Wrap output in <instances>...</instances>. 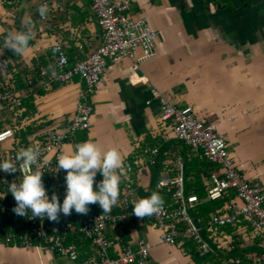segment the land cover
<instances>
[{
  "label": "crops",
  "instance_id": "0c3cea01",
  "mask_svg": "<svg viewBox=\"0 0 264 264\" xmlns=\"http://www.w3.org/2000/svg\"><path fill=\"white\" fill-rule=\"evenodd\" d=\"M42 1L19 0L14 16L11 7L0 9V36L22 30L23 21L29 18L33 22L30 47L17 61L21 67H51V47L56 42L65 46L71 63L101 44L102 29L89 0H49L51 9L46 18L36 12ZM128 2L129 13L144 16L156 31V55L141 61L137 70L130 58L109 63L94 96L91 127L85 137L77 135L75 141L66 142L65 152L92 140L105 150L116 147L125 160L146 136H158L177 142L178 146L167 151L176 150L174 158H184L182 150L187 146L175 139L169 124L160 119L158 99L153 95V89H158L177 106H191L201 120L216 119L238 169L264 190V0ZM1 45L6 50L4 42ZM82 86L76 77L51 90L30 94L36 106L32 118L50 121L47 125H66ZM6 114L1 110L0 119ZM168 168L165 165L162 177ZM137 175L142 183H149L150 170ZM237 232L243 246L256 244L264 250L263 236L243 228ZM129 234L131 242L144 238L151 244V259L156 264H195L181 243L160 242L158 230L150 224L139 221ZM76 242L81 255L95 254L82 238ZM0 264L78 262L49 248L0 244Z\"/></svg>",
  "mask_w": 264,
  "mask_h": 264
},
{
  "label": "built area",
  "instance_id": "2783aa9c",
  "mask_svg": "<svg viewBox=\"0 0 264 264\" xmlns=\"http://www.w3.org/2000/svg\"><path fill=\"white\" fill-rule=\"evenodd\" d=\"M93 12L102 29V42L90 54L71 63L65 46L56 42L51 47L52 66L38 65L30 68L25 75V89L19 90L13 84L0 80V111L7 114L0 122L11 120L13 125L0 129V161L15 160L17 151L29 146L40 149L43 183L51 187H60L64 170H56L57 157L65 152L66 142L75 141L79 132L91 127L95 111L94 96L101 80L105 77L110 62L124 58L133 60V69L137 70L143 60L156 55V31L144 16L129 13L128 0H89ZM19 0H0V9H14ZM51 2L43 0L39 5ZM37 7V9H38ZM37 12V11H36ZM38 14V12H37ZM2 18L0 14V19ZM79 49L83 46L79 44ZM76 77L83 86L78 92L75 111L66 125H46L44 128L28 133L24 138L20 130L31 124L24 115L23 97L38 90H51L55 84L67 83ZM158 99L160 119L169 124L174 138L188 146L194 153L215 163L219 171L205 178L207 199L216 200L228 196L230 200L224 211L210 214L208 222L191 213L198 201L196 195H186L184 190V158L177 155L172 163L175 174H166L157 181L159 189L172 194L174 204L163 206V211L153 216L138 218L133 214L134 201L140 199L135 192L136 180L131 175L132 163L124 160L126 177L123 178L122 192L111 213L102 210L91 212L82 217L79 225L71 215L59 214L58 221L47 217L30 218L13 212L16 201L8 191V185L18 182L21 172L8 173L0 170V219L3 214L12 216L10 227L3 228L0 220V244L5 246H35L49 248L59 256L67 257L78 264H156L151 259V244L144 238L134 242L121 243L125 227L135 222H144L154 226L159 232L160 242L168 245L190 240L201 255L212 249L208 236L219 235L221 227L237 225L246 221L254 236L264 237V190L251 182L238 169L229 149V143L218 129L216 119L201 120L191 106L179 107L158 89H153ZM150 102V101H148ZM167 139V137L165 138ZM160 146L147 143L142 147L138 173H147L149 167L157 164ZM54 191L47 190L49 200ZM233 193L234 195H231ZM61 197V194H57ZM64 199V198H63ZM65 217V219H61ZM238 228L247 229V225ZM238 228L235 233H238ZM70 234H82L95 248V254L81 257L79 245ZM234 245H229V248ZM224 264H238L241 258L223 251ZM252 264H264V253L254 258Z\"/></svg>",
  "mask_w": 264,
  "mask_h": 264
},
{
  "label": "clouds",
  "instance_id": "9594fccd",
  "mask_svg": "<svg viewBox=\"0 0 264 264\" xmlns=\"http://www.w3.org/2000/svg\"><path fill=\"white\" fill-rule=\"evenodd\" d=\"M37 12L41 18H46L49 6L42 4ZM32 25L29 18L23 21L22 30L8 32L4 37V47L14 55H24L33 39ZM42 166L40 149L31 146L19 149L14 161H0V170L8 173L18 170L21 172L19 181L8 185V191L16 201L13 212L17 215L28 217L31 212L32 219L39 217L43 220L47 217L51 221H58L60 213L68 216L72 210L86 215L89 212L88 206L96 203L103 214H109L119 200L120 185L126 177L124 158L116 147L105 150L92 140L78 143L73 149L62 152L57 157L55 171L62 169L66 172V194L61 204L55 192L49 200L42 180ZM98 172L103 179L94 189ZM163 206L162 195L153 191L149 196L134 201L133 214L138 218L153 216L162 212Z\"/></svg>",
  "mask_w": 264,
  "mask_h": 264
},
{
  "label": "trees",
  "instance_id": "16d2710c",
  "mask_svg": "<svg viewBox=\"0 0 264 264\" xmlns=\"http://www.w3.org/2000/svg\"><path fill=\"white\" fill-rule=\"evenodd\" d=\"M1 20V19H0ZM8 31H6L4 34L0 36V80L4 82H8L13 84L17 89L21 90L25 87V75L28 71H30L29 68L21 67L19 63L17 62L21 55H14V53L9 49H2L1 44L4 42V37L7 35ZM11 58H10V57ZM11 59L13 62H11ZM70 60V59H69ZM46 64V63H45ZM47 65V64H46ZM56 85V84H55ZM54 85V86H55ZM45 91H43L44 93ZM23 107H24V115L27 116L31 120V124L27 125L25 129L20 130V134L24 138L28 133H32L34 131H37L39 129L44 128L47 124H49L50 121H43L39 120L38 118H32L33 115L36 112V106L34 103V98L32 95H27L23 97ZM13 125V122L11 120H7L6 122H0V129ZM86 131H82L78 133V138L85 137ZM147 143H155L160 146V155L157 159V164L155 166L149 167L150 170V181L147 184L142 183L141 179L138 178V169L140 164V154L142 147L145 146ZM178 146L177 142L173 143V140L171 141H165L161 139L158 136L149 137L146 136L144 142H141L134 153L129 154L126 159H129L132 163L133 172L132 176L136 180L135 185V192L139 196V198H144L149 196L153 191H158L163 199L165 204L172 203L174 204V200L172 199V194L167 192L165 189H159L157 187V181L162 177V170L165 168V165H167L168 168V174L173 175V159L174 156L177 154L176 150L173 153V151L168 152L167 150H173V147ZM170 148V149H169ZM183 155H184V190L186 195H196L198 201L194 205V208H192L191 213L195 218L201 217L202 220L206 223L208 222L210 218V214L213 212H223L225 205L228 203L230 198L228 196H225L224 198L216 199V200H210L207 199V191H206V183L205 178L208 177L212 172L219 171V167L217 164L203 158L200 154L194 153L188 146L184 147ZM65 176L66 172L62 175V181L60 187H51L49 182L44 183V186L46 190H52L56 194L60 193L61 197H59V201L62 204L63 198H65L66 194V182H65ZM103 179L102 175L98 172L95 177L94 182V189L96 187V184H98ZM123 182L120 185V194L122 192ZM231 195H234L231 193ZM89 212H97L102 210L98 203L96 204H90L89 206ZM87 213V214H88ZM71 218L73 222L77 225L81 223L82 217L84 214H78L75 212V210H72L71 212ZM61 219H65V217H62ZM1 222L3 225V228L10 227L12 216H8L6 214H3L1 216ZM137 222L133 223L129 227H125L123 229L121 239L119 241L121 243H125L130 239L129 230L131 227L135 226ZM247 225V229L250 230L251 226L246 221H241L237 225H227L224 227H221L222 232L219 235H213L208 236L212 249L209 253L205 255H201L197 249L196 246L193 244L190 240H184L181 243V246L183 247V250L189 254L194 261L195 264H224L223 260L225 257V254L223 251H228L229 254H232L234 256L240 257L241 262L238 264H252L254 261V258L258 255H261L264 253V250L259 247L256 244L253 245H246L243 246V240L241 238V234L235 233L236 229L242 225ZM79 237L82 238L83 243L87 247H92L95 249L91 242L85 238L82 234H70L68 235V240H79ZM229 245H234L233 248H229ZM86 254H82L81 257H87Z\"/></svg>",
  "mask_w": 264,
  "mask_h": 264
}]
</instances>
